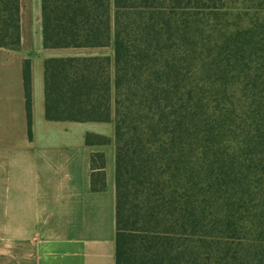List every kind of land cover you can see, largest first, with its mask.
Wrapping results in <instances>:
<instances>
[{
    "label": "trees",
    "instance_id": "trees-1",
    "mask_svg": "<svg viewBox=\"0 0 264 264\" xmlns=\"http://www.w3.org/2000/svg\"><path fill=\"white\" fill-rule=\"evenodd\" d=\"M42 12L46 120L114 126L87 143L115 145L116 264H264V0ZM21 13L0 0L1 49L21 51ZM23 82L32 141V60Z\"/></svg>",
    "mask_w": 264,
    "mask_h": 264
},
{
    "label": "crops",
    "instance_id": "crops-1",
    "mask_svg": "<svg viewBox=\"0 0 264 264\" xmlns=\"http://www.w3.org/2000/svg\"><path fill=\"white\" fill-rule=\"evenodd\" d=\"M21 4L22 49L0 48V264H116L115 145L87 143L88 134L113 141L114 131L46 120L42 0ZM24 60L33 62L32 141ZM96 154L105 169L94 181Z\"/></svg>",
    "mask_w": 264,
    "mask_h": 264
},
{
    "label": "rangeland",
    "instance_id": "rangeland-1",
    "mask_svg": "<svg viewBox=\"0 0 264 264\" xmlns=\"http://www.w3.org/2000/svg\"><path fill=\"white\" fill-rule=\"evenodd\" d=\"M106 128H109V130H110V132H112L113 133V131H114V126L111 124V125H104Z\"/></svg>",
    "mask_w": 264,
    "mask_h": 264
}]
</instances>
